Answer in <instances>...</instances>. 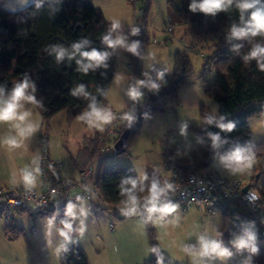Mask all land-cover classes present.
<instances>
[{
  "label": "rangeland",
  "instance_id": "1",
  "mask_svg": "<svg viewBox=\"0 0 264 264\" xmlns=\"http://www.w3.org/2000/svg\"><path fill=\"white\" fill-rule=\"evenodd\" d=\"M34 0H0V6L7 10H18L30 4ZM99 7L104 18L112 22L113 19L121 23L120 33L128 37L130 43L131 30L136 25V20L146 17V30L149 38L141 55L142 71L148 73L151 68L162 66L171 71L173 56L178 50H185L191 60L193 74L186 83L177 90L175 97L169 96L161 99L162 110L153 113L145 121L140 130L133 134L124 153L114 155L109 148L93 163L94 172L99 165L106 167L117 163L121 166L133 169L137 179L146 175L151 167L149 153L151 150H167L174 158L185 159L187 155L197 150L200 146L201 135L198 130L203 128L205 118L209 115H217V103L208 95L205 88L214 79L215 71L209 69L203 71L204 58L212 53V41L207 40L199 47H191L192 38L188 31L187 23L173 22L172 32L168 31V8L167 0H89ZM139 81L131 74L129 56L124 48L115 50L114 74L106 93V107L116 114L128 113L129 105L133 101L127 91L131 85ZM24 110L30 111L34 122L39 121V129L28 139L23 141L20 148L8 149L0 144V167H11L12 177L17 182L20 180V171L17 168H33V160L42 161L43 146L40 144V134H47V149L50 158L61 162L60 176L62 179H79V169L75 165L84 160L82 150L88 146L89 140L97 134L103 135L107 126L113 124L115 119L103 126V130L89 127L85 122L78 119L79 116L69 120L66 110L53 115L48 121V129L41 125L42 120L34 105L25 102ZM121 120V119H120ZM186 123V134L180 132L181 125ZM250 132L252 133L250 145L259 150L262 160L255 159L253 167L242 173L233 174L223 166L220 155L213 157L209 165L202 171L214 170L226 178H245L248 181L254 177V169L260 174L257 179L258 187L264 183V117L256 114L248 119ZM9 123L0 124V135L4 137L14 135L7 129ZM118 134H108L106 147H113ZM83 162V163H84ZM41 180V179H40ZM41 182V181H40ZM144 183V181H143ZM39 184V183H38ZM19 185V184H16ZM21 186V183H20ZM37 187V186H36ZM40 188L39 187L36 189ZM74 189L72 192L76 193ZM76 205L77 219L73 221L74 231L71 233L72 242L68 246L80 245L90 255L91 264H144L149 259L151 247L147 227L141 219L127 217L117 219L114 211L100 205L90 204L83 198L72 202ZM81 209L87 212V216H81ZM63 209L43 215L17 216L13 225L23 229V234L13 244L3 238L2 230L6 222L0 219V261L6 264H60V257L64 251L57 252V248L63 243V237L59 230L63 224L57 221L56 215L61 214ZM55 217L51 227L48 220ZM32 220V224L30 221ZM83 220L85 230L81 235L76 229ZM120 223V231L116 236L109 233V223ZM138 223V228L137 227ZM113 224V225H114ZM150 229L154 232V239L163 255L177 264H192L191 257L183 250L185 246L199 247V236L207 234L210 237L222 241V245L229 249L231 256L225 258L205 259V264H228L236 261L245 264L248 260V250H237L226 242L225 231L231 222L221 215H205L197 208L184 211L180 208L169 215L163 221H150ZM245 228L236 232L232 240L243 234ZM217 232L220 233L217 236ZM259 242L255 240V243ZM259 244H262L259 242ZM98 252V257L96 253ZM94 255V256H93ZM101 259V260H99ZM2 263V264H5Z\"/></svg>",
  "mask_w": 264,
  "mask_h": 264
},
{
  "label": "trees",
  "instance_id": "2",
  "mask_svg": "<svg viewBox=\"0 0 264 264\" xmlns=\"http://www.w3.org/2000/svg\"><path fill=\"white\" fill-rule=\"evenodd\" d=\"M166 2L168 24L171 26L173 22L187 23L192 38L191 47H199L207 40L212 41V53L204 58L203 71L213 69L215 76L205 90L217 103L216 116L218 118L223 116L225 124H234L233 130L228 132L206 123L198 130L202 139L197 150L190 152L185 159L174 158L168 151L169 157L181 165H190L197 172H205L202 170L209 165L215 155H225L236 146L249 149L255 154V159L262 160L259 150L253 149L250 145L252 133L248 119L258 113L264 117V71L260 69L255 59L246 61L244 57L255 44H264V36L243 40L229 39L232 25L242 26L239 10L234 5L228 11L212 16L192 12L189 7L191 0ZM247 18L246 14L245 19ZM110 25L111 22L104 18L101 9L89 0H34L15 11L0 6V86H4L6 92L11 91L27 74L36 88L34 95L40 103L39 106L33 105L41 117V125L45 127V131L48 129L49 119L62 110H66L69 120L88 110L90 99L71 95V90L78 84H84L91 96L96 97L98 104L106 107L105 96L114 74L115 51L107 49L102 37L107 34ZM145 25V16L137 19L135 27L140 29L139 34L135 36L131 34L130 43L140 42L139 55H133L126 49L125 51L129 56L131 74L135 80L152 81L160 87L141 88L142 97L136 107L128 112L134 116L131 124L121 118L116 124L109 125L113 127V132H116L118 137L126 128H130L127 146L130 137L140 130L143 123L153 113L162 110L161 99L166 96L174 98L180 86L193 74L191 60L185 50L174 53L171 71L156 65L148 73L142 71L141 55L149 41ZM82 39L90 41L85 50L96 48L112 52L107 61V68L101 67L85 74L77 70L75 60L69 61L65 58L57 62L55 54H50L53 45H62L70 51L72 44ZM235 45H241L239 50H235ZM161 72L164 73L163 79L159 77ZM125 113H121L122 117ZM209 132L218 133L227 142L214 150L208 136ZM107 140V128L103 135L97 134L94 139H90L88 146L82 150L87 160L84 165L74 161L77 168L82 171L88 166H93L105 150L108 148L112 150L111 147H106ZM47 158L50 159L48 151ZM253 171L255 175L250 178L251 183L264 198V183L258 187L257 179L260 174L256 169ZM48 172H52L51 166ZM160 172L150 169L146 171L145 192L138 193L141 199L148 194V187L153 179L159 178ZM128 178L137 179L132 168L117 163L106 167L100 164L91 177V184L96 188L98 195L90 204L111 209L114 216L121 219L118 212L123 207L121 201L124 197L120 195V185ZM55 211L56 209L48 212L55 214ZM43 214L45 213L39 215ZM56 218L60 222V216L56 215ZM141 220L147 227L151 249L154 247L159 249L158 254L151 251L149 259L144 264H158V256L162 258L161 264H177L163 255L155 242L154 232L149 227L150 221L146 222L145 218ZM230 222L225 237L227 244L235 248L232 237L242 228L235 222ZM3 233L7 238L17 239L23 234V229L14 226L13 223H6ZM255 245L258 253L251 254L248 251V259L251 257V264H264V245L259 242ZM67 248L68 251L63 252L60 257V264H88L87 255L80 246L71 245ZM228 264L241 263L229 261Z\"/></svg>",
  "mask_w": 264,
  "mask_h": 264
},
{
  "label": "clouds",
  "instance_id": "3",
  "mask_svg": "<svg viewBox=\"0 0 264 264\" xmlns=\"http://www.w3.org/2000/svg\"><path fill=\"white\" fill-rule=\"evenodd\" d=\"M235 6L240 13V20L242 26L232 25L230 29L229 39L243 40L249 37L264 36V0H191L190 10L192 12H200L206 15L215 16L219 12H226L232 6ZM247 14L248 18L245 19ZM121 23L119 20L113 19L110 28L102 37L103 44L107 49L115 51L117 48H124L133 55H139L138 49L140 47L139 41H132L129 43L128 37L120 33ZM140 29L133 27L132 35H138ZM90 41L82 39L75 42L71 46V50L62 45H53L50 48V54H55L57 62L63 61L67 58L69 61L75 60L78 66L77 70L87 74L90 70L95 71L98 68H107V61L112 55V52L107 50L101 51L96 48L85 50ZM241 45H235V50H239ZM79 57V58H77ZM246 61L255 59L262 71H264V44H255L247 56L244 57ZM164 73H159L160 79H163ZM148 87L150 89H158L159 84L152 81L139 80L136 84L131 85L127 91V95L133 100L137 101L142 97L141 88ZM36 91L35 85L31 82L27 74L24 78L17 82L11 91L6 92L4 86H0V124L9 123L15 130L14 135L7 136L0 140L8 149L20 148L23 141L31 137L40 127L39 121L30 119L32 113L24 110L25 102L39 106L34 93ZM71 95L74 97H84L90 99L88 110L83 112L78 119L85 122L89 127H95L103 130V126L110 124L116 117L111 109L103 107L98 104L96 97L86 90L84 84H78L71 90ZM122 119L127 120L129 124L134 120L131 113H125ZM224 117L219 118L216 115H209L205 118V123L208 125H215L224 131L231 132L234 128L233 123H223ZM187 124L181 125L180 132L182 135L186 134ZM208 136L211 140V145L214 150L219 149L226 140H223L218 133L209 132ZM220 161L225 168L233 174H242L250 170L255 163V154L249 149L236 146L232 151L220 156ZM35 165L33 168L24 167L20 169V179L24 186L28 189L34 188L37 183V177L40 174L39 159L32 161ZM144 180H147L145 175L141 179L128 178L124 179L120 185V195L124 197L121 201L123 207L121 212L126 216H135L146 213L145 220L147 221H163L165 217L171 215L176 211L178 205L173 204L168 199L169 192L174 190L171 183L165 182L163 185L153 179L150 187L147 189V195L142 199L138 193L145 192ZM79 199V197H78ZM258 199L257 195L252 194L251 200ZM76 205L71 201L66 206L65 215L69 219L61 221L63 227L59 230V235L63 237V243L57 248V252H67V245L72 242L71 233L73 229V221L77 219L75 212ZM143 210V213L141 212ZM81 216H87V212L81 209ZM53 216L48 220V224L54 223ZM84 221H80V226L76 231L82 235L85 230ZM254 222H248V226L244 229L243 234L238 236L233 245L237 250H248L251 254L258 253V248L255 245L256 233ZM220 235L219 232L216 234ZM192 260V264H205V259L225 258L232 255L228 248L222 245V241L202 234L199 236V247L185 246L183 249ZM152 252L159 253V249L152 248ZM162 258L158 256V264H161ZM251 264V257L245 262Z\"/></svg>",
  "mask_w": 264,
  "mask_h": 264
},
{
  "label": "built area",
  "instance_id": "4",
  "mask_svg": "<svg viewBox=\"0 0 264 264\" xmlns=\"http://www.w3.org/2000/svg\"><path fill=\"white\" fill-rule=\"evenodd\" d=\"M167 29L171 32V26ZM137 102L138 100L132 101L129 110L134 109ZM115 117L114 124L122 118V114L118 113ZM112 132L113 127L108 126L107 133ZM39 139L43 146L40 188L28 189L20 185L0 187V219L6 223H12L17 216L24 214L33 216L49 210L59 211L64 208L59 214L63 221L69 219L65 215L69 201L73 202L79 197L91 202L98 195L96 188L91 184V177L94 173L92 165L81 171L79 179H62L60 176L61 162L47 158L46 134H40ZM49 166L52 168L51 173L48 172ZM159 170L161 172L157 180L161 185L167 182L174 186V190L168 194V199L178 205L176 211L178 208L184 211L197 208L205 215L224 216L241 228H246L248 222H254L253 231L256 233V240L264 245V198L250 179L248 181L241 177L229 179L214 170L197 172L190 165H181L172 160L167 148L163 151ZM245 185L247 188L243 191ZM74 189L78 191L73 193ZM252 194L257 195L258 199L252 201ZM141 212L143 213L142 209ZM118 216L144 219L146 213L126 216L120 210ZM30 223L32 224V220ZM109 227L112 229V222L109 223Z\"/></svg>",
  "mask_w": 264,
  "mask_h": 264
},
{
  "label": "crops",
  "instance_id": "5",
  "mask_svg": "<svg viewBox=\"0 0 264 264\" xmlns=\"http://www.w3.org/2000/svg\"><path fill=\"white\" fill-rule=\"evenodd\" d=\"M171 32H172V27H171ZM121 114V113H120ZM12 127H11V124H9V126L7 127V129L11 132L12 130H10ZM12 133V132H11ZM15 133V130H13V133L12 134H14ZM3 138H5L4 137V135H0V140H2ZM1 151H2V148L0 147V153H1ZM47 151H48V149H47ZM163 151L164 150H151V152L148 154L149 155V157H150V163H151V167L152 168H148V169H150V170H159L160 169V166H161V161H162V156H163ZM48 156H49V158L51 157L50 156V153H49V151H48ZM51 159V158H50ZM52 160V159H51ZM54 160V159H53ZM41 162L42 161H40V164H39V167H40V165H41ZM84 160L83 161H81V162H79L78 164L79 165H84ZM20 169L21 168H17V170L16 171H20ZM147 169V170H148ZM11 171L12 172H14V169L13 168H11L10 166L9 167H6V168H1L0 167V187L1 186H9V185H16V184H19L20 185V183H21V186H24V184L22 183V181L21 182H17V180L14 178V177H12L11 175H12V173H11ZM80 173H81V170H79V175H80ZM40 174H39V176L37 177V183H36V186L34 187V188H38L39 187V184H40ZM39 183V184H38ZM25 187V186H24ZM186 212V211H185ZM13 223V222H12ZM114 224V223H113ZM120 223H118L117 225H113V227H112V229H111V232L112 233H109L110 235H112V236H116L118 233H119V231H120ZM137 227H138V223H137ZM138 228H140V227H138ZM2 235H3V238L5 239V240H7V241H9V242H11L12 244H13V242H15V240H18V239H10V238H7L5 235H4V233H3V230H2ZM80 246V245H79ZM84 251H85V253H86V255H87V258H88V264H91V259H90V255L91 254H89L88 252H87V250H85V248L83 247V246H80ZM98 252L96 253V256L98 257ZM94 256V255H93ZM99 260H101V259H99ZM2 263H5V262H3V261H0V264H2ZM6 264V263H5Z\"/></svg>",
  "mask_w": 264,
  "mask_h": 264
},
{
  "label": "water",
  "instance_id": "6",
  "mask_svg": "<svg viewBox=\"0 0 264 264\" xmlns=\"http://www.w3.org/2000/svg\"><path fill=\"white\" fill-rule=\"evenodd\" d=\"M130 128H126L118 137V139L114 142L112 150L114 155H120L125 152L127 148V140L129 137ZM247 186L243 187V191H245Z\"/></svg>",
  "mask_w": 264,
  "mask_h": 264
}]
</instances>
